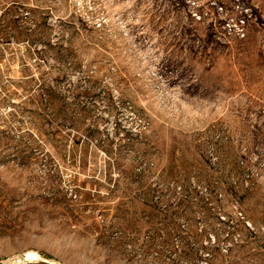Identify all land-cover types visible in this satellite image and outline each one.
<instances>
[{
    "label": "rangeland",
    "instance_id": "1",
    "mask_svg": "<svg viewBox=\"0 0 264 264\" xmlns=\"http://www.w3.org/2000/svg\"><path fill=\"white\" fill-rule=\"evenodd\" d=\"M0 264H264V0H0Z\"/></svg>",
    "mask_w": 264,
    "mask_h": 264
},
{
    "label": "built area",
    "instance_id": "2",
    "mask_svg": "<svg viewBox=\"0 0 264 264\" xmlns=\"http://www.w3.org/2000/svg\"><path fill=\"white\" fill-rule=\"evenodd\" d=\"M240 23H243L242 20H240ZM241 31V35H242V28L239 29Z\"/></svg>",
    "mask_w": 264,
    "mask_h": 264
}]
</instances>
